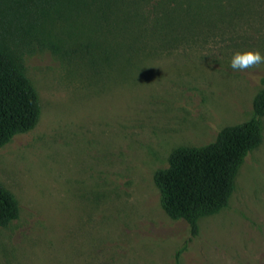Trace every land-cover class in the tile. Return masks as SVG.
Here are the masks:
<instances>
[{
  "label": "rangeland",
  "instance_id": "374dc122",
  "mask_svg": "<svg viewBox=\"0 0 264 264\" xmlns=\"http://www.w3.org/2000/svg\"><path fill=\"white\" fill-rule=\"evenodd\" d=\"M119 4L52 29L77 54L24 55L40 116L0 148V184L20 209L0 227V264H264V117L227 207L196 236L154 182L176 148L251 116L264 63L229 65L237 51L264 55V0Z\"/></svg>",
  "mask_w": 264,
  "mask_h": 264
},
{
  "label": "trees",
  "instance_id": "16d2710c",
  "mask_svg": "<svg viewBox=\"0 0 264 264\" xmlns=\"http://www.w3.org/2000/svg\"><path fill=\"white\" fill-rule=\"evenodd\" d=\"M120 1L124 2L0 0V148L34 128L40 116L37 91L26 75L25 53L40 48L77 54L81 50L63 48L51 36L52 29H67L79 16L99 18L104 9L115 13ZM81 46L91 59L96 57L91 44ZM261 84L247 120L223 127L209 144L179 146L171 153L169 166L154 174L163 209L170 218L187 221L193 236L198 234L200 218L227 207L240 166L262 141L264 79ZM19 213L15 197L0 184V227L18 219Z\"/></svg>",
  "mask_w": 264,
  "mask_h": 264
},
{
  "label": "clouds",
  "instance_id": "9594fccd",
  "mask_svg": "<svg viewBox=\"0 0 264 264\" xmlns=\"http://www.w3.org/2000/svg\"><path fill=\"white\" fill-rule=\"evenodd\" d=\"M264 63V55L259 50L237 51L230 60V68L233 70H247Z\"/></svg>",
  "mask_w": 264,
  "mask_h": 264
}]
</instances>
